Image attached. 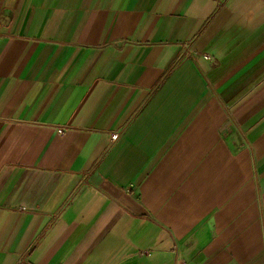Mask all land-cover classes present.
Listing matches in <instances>:
<instances>
[{"label": "crops", "instance_id": "crops-1", "mask_svg": "<svg viewBox=\"0 0 264 264\" xmlns=\"http://www.w3.org/2000/svg\"><path fill=\"white\" fill-rule=\"evenodd\" d=\"M0 264H264V0H0Z\"/></svg>", "mask_w": 264, "mask_h": 264}, {"label": "built area", "instance_id": "built-area-1", "mask_svg": "<svg viewBox=\"0 0 264 264\" xmlns=\"http://www.w3.org/2000/svg\"><path fill=\"white\" fill-rule=\"evenodd\" d=\"M63 130H64V127H61L60 130H59V132L61 133ZM117 137H118L117 134H114V135L112 136L113 139H116Z\"/></svg>", "mask_w": 264, "mask_h": 264}]
</instances>
